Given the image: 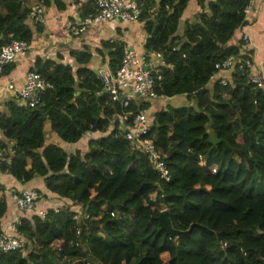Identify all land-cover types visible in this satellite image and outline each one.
Instances as JSON below:
<instances>
[{"label":"trees","instance_id":"obj_1","mask_svg":"<svg viewBox=\"0 0 264 264\" xmlns=\"http://www.w3.org/2000/svg\"><path fill=\"white\" fill-rule=\"evenodd\" d=\"M29 1L0 0V46L30 45L43 31L29 18ZM189 1L139 3L145 53H161L165 62L156 95L192 102L152 115L146 137L164 160L169 182L144 154L129 149L119 129L120 117L131 112L129 123L151 103L124 108L113 102L88 67L91 53L71 51L75 67L36 58L29 71L53 88L34 108L19 106L15 98L6 101L0 112L2 173L21 183L41 178L47 192L80 206L90 218L80 223L69 209L22 217L16 231L25 245L0 255V264H264V91L237 65L226 85L210 83L216 64L250 54L242 51L244 40L231 41L248 24L246 11L254 0H196L200 12L185 20L178 35ZM53 2L64 9L62 0ZM94 12L87 1L82 17ZM125 47L103 40L96 50H109L107 66L115 73ZM15 64L0 75L8 76ZM48 130L66 144L99 135L88 140L85 152L68 153L47 142ZM162 211L179 233L174 238L160 229ZM6 212L3 197L0 220Z\"/></svg>","mask_w":264,"mask_h":264},{"label":"built area","instance_id":"obj_2","mask_svg":"<svg viewBox=\"0 0 264 264\" xmlns=\"http://www.w3.org/2000/svg\"><path fill=\"white\" fill-rule=\"evenodd\" d=\"M139 3L140 0H93L95 12L88 14L78 24L68 23L67 30L71 35L78 37L85 33L91 25L100 24L104 21L120 19L125 22H138L141 15ZM248 11H246V14ZM29 18L34 24H45L43 9L39 5L30 8ZM241 39L247 41L248 37L243 34ZM28 49L29 45L23 41H12L10 44L0 46V74L5 66L16 63L19 55L25 53ZM250 58L248 55L246 59L241 60L238 57L231 56L222 63L216 64L217 73L211 77L210 82L219 81L221 85H226L237 65L243 74L246 71L248 72V79L251 83L264 91V77L251 73L252 61ZM46 59H48V56H46ZM164 66L165 62L161 53L138 56L134 51L125 47L121 66L115 73L110 72L107 68L99 70L97 74L103 83L104 91L109 94L111 100L124 108H128L135 101L137 106H142L158 98L155 87L161 79L160 69ZM219 73H225L226 75L217 78L216 76ZM52 88L53 85L45 81L40 74L28 71L22 88H17L13 84L0 87V103L5 100L1 99L2 95H6L5 101L15 98L19 106L34 108L40 103L41 96ZM132 115L129 112L119 118V129L123 134V138L127 141L129 149L132 152L144 154L152 168L159 174L160 179L169 182L170 174L164 160L155 148L153 140L146 137L152 127V117L147 111L140 110L127 123ZM4 160L3 153L0 151V199L5 192L1 170ZM11 198L24 214H37L44 217L47 210H49L37 209V202L41 198L34 189H21L13 192ZM51 209L56 212L69 209L74 214L73 219L80 223L90 218L83 208L73 206L67 202H62ZM111 216L114 217L115 213H111ZM18 223L19 221L10 223L6 229L0 226V255L16 252L24 247L25 241L18 236L16 231ZM77 234H79V230Z\"/></svg>","mask_w":264,"mask_h":264},{"label":"crops","instance_id":"obj_3","mask_svg":"<svg viewBox=\"0 0 264 264\" xmlns=\"http://www.w3.org/2000/svg\"><path fill=\"white\" fill-rule=\"evenodd\" d=\"M47 0L48 5L44 6L37 0H30L27 4L29 8L41 6L43 9L45 24L43 31L36 33L33 42L29 45L28 51L20 54L16 62V68L8 76L0 75V87L13 84L17 88H22L25 82V75L33 66L36 58L55 59L59 62L75 67V61L70 56L71 51L91 53L92 58L89 68L98 73L99 70L107 69V54L109 50H104L101 54L96 49L100 48L103 40H119L124 42L126 47L134 51L138 56L145 55L144 44L146 32L143 24L138 22H125L120 19L104 21L100 24L91 25L85 33L75 37L67 30V24H78L82 20L83 5L89 0H62L63 10H58L53 2ZM93 2V0H91ZM214 1V0H207ZM200 12V7L196 0H190L187 9L179 24L178 35H182L185 20L193 19ZM248 24L238 29L231 44H237L245 34L248 40L245 41V48L242 51H249L252 61V74H259L264 77V0H254L246 14ZM225 73H219L216 77L222 78ZM211 83V82H210ZM10 97V96H9ZM6 100V98H5ZM0 103V112L5 111L6 101ZM9 100V99H8ZM156 112H152L150 116ZM99 133H88L79 143L80 150L85 152L87 142L90 138L97 137ZM0 132V140H3ZM57 142L55 135H48V143ZM63 147V145L61 144ZM77 148V149H79ZM76 149V150H77ZM75 151V150H74ZM73 151V152H74ZM68 152V153H73ZM3 185L5 192L2 196L6 199L7 212L0 220V226L8 228L10 223L19 221L22 217H29V214L22 213L11 198V193L21 189H34L42 193V199L37 202L38 210H46L60 205L64 200H58L54 195L46 191L43 180L35 178L30 182L21 183L16 181L11 175L3 174Z\"/></svg>","mask_w":264,"mask_h":264},{"label":"rangeland","instance_id":"obj_4","mask_svg":"<svg viewBox=\"0 0 264 264\" xmlns=\"http://www.w3.org/2000/svg\"><path fill=\"white\" fill-rule=\"evenodd\" d=\"M179 34H180V32H179ZM6 97H7L6 95H2L1 99H5ZM151 105H152L151 108L147 111V113L149 115L152 114V112H154L155 110L162 109V108L166 107L167 105L177 107V106H184V105H192V102L188 104L187 101L184 100V97H182V96H180V97L176 96V97L168 98V99L164 98V97H159L156 100L152 101ZM48 135H53V133H51L49 130L46 132L47 142H48ZM56 139H57L58 144L63 145V149L66 152H73L74 150H76L80 146V143H78V144H66L65 142H63L59 138L56 137ZM52 143H55V142L53 141ZM65 264H67V263H65Z\"/></svg>","mask_w":264,"mask_h":264},{"label":"water","instance_id":"obj_5","mask_svg":"<svg viewBox=\"0 0 264 264\" xmlns=\"http://www.w3.org/2000/svg\"><path fill=\"white\" fill-rule=\"evenodd\" d=\"M157 221L159 223L160 229L164 231L167 235H169L171 238H174L179 234L178 231L172 228L167 211H162L159 214Z\"/></svg>","mask_w":264,"mask_h":264}]
</instances>
